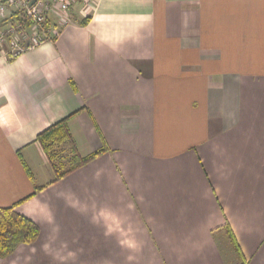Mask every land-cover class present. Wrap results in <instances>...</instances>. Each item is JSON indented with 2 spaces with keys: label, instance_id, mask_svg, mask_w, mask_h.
<instances>
[{
  "label": "crops",
  "instance_id": "1",
  "mask_svg": "<svg viewBox=\"0 0 264 264\" xmlns=\"http://www.w3.org/2000/svg\"><path fill=\"white\" fill-rule=\"evenodd\" d=\"M72 8L48 14L52 40L0 45V207L45 185L17 206L39 240L8 258L264 264V0ZM71 114L79 153L106 151L50 183L36 137Z\"/></svg>",
  "mask_w": 264,
  "mask_h": 264
},
{
  "label": "trees",
  "instance_id": "2",
  "mask_svg": "<svg viewBox=\"0 0 264 264\" xmlns=\"http://www.w3.org/2000/svg\"><path fill=\"white\" fill-rule=\"evenodd\" d=\"M8 18H10L9 20L12 22L19 21L24 27L27 28L31 25V21L26 17L24 11L22 10L12 11ZM6 20L7 18L3 20V22ZM89 20L90 17L84 18L82 24H86ZM3 22H0V25L3 24ZM47 26L48 22L45 23V28H48ZM46 31L48 32L47 29ZM72 115L73 114L55 122L40 132L36 137V141L39 142L42 149L44 150L54 172V177L50 183H54L69 175L73 171L87 165L99 154L106 151L105 149H101L86 156H82L79 153L77 141L73 136L69 126V120ZM25 167L30 178L34 180L33 173L26 165ZM44 187L45 185L35 184V190L33 194L10 206L0 207L1 259H5L13 255L20 245L35 244L39 240L41 236L40 226L31 218L20 213L17 210V206L26 199H29ZM235 245L237 251L241 253L239 251L238 244L235 243Z\"/></svg>",
  "mask_w": 264,
  "mask_h": 264
},
{
  "label": "built area",
  "instance_id": "3",
  "mask_svg": "<svg viewBox=\"0 0 264 264\" xmlns=\"http://www.w3.org/2000/svg\"><path fill=\"white\" fill-rule=\"evenodd\" d=\"M19 8L18 10L24 11L26 17L31 21V30L27 27L17 33L14 28H9L8 34L6 36L4 33L0 35V45L3 42H8L7 55L10 57H16L23 53L29 48H34L46 40H52L53 34L46 31L45 23L48 19L49 13H55L60 16L64 21L66 18L63 14L69 12V10L77 3L80 2H90L92 0H18ZM34 1L33 4L31 2ZM13 2V0H12ZM7 8L6 5L0 2V14H4ZM21 28V27H20ZM6 31V32H7ZM1 48V46H0ZM3 51V49L1 50Z\"/></svg>",
  "mask_w": 264,
  "mask_h": 264
},
{
  "label": "rangeland",
  "instance_id": "4",
  "mask_svg": "<svg viewBox=\"0 0 264 264\" xmlns=\"http://www.w3.org/2000/svg\"><path fill=\"white\" fill-rule=\"evenodd\" d=\"M0 2H2L4 4L6 3L7 5L6 4L5 5H6L7 10H10L8 13V16H7V20H6L7 22L1 21V22H3V24H1V25L4 26V30L1 32V34L4 33L6 36H9L8 31H7L9 28H14L17 33H20L24 29V26L22 25V23H20L19 21L12 22L9 20L10 18H8L12 11L18 10L19 4H20L19 1L13 0V2H12V0H3ZM5 14H3V15H5ZM31 29H32L31 27L28 28V30H31ZM258 138H259L260 142L262 144H264L263 137H258ZM68 251L71 254H75L74 249H71ZM30 252H32L31 253L32 255L29 254L28 252H25L22 256L20 254H16V256H13L12 258H7L6 261H4L1 264H43L42 263L43 258L47 257L45 255V251H42L41 249L39 250L37 248H33L32 250H30ZM101 262H102V259H101ZM100 264H105V263H100Z\"/></svg>",
  "mask_w": 264,
  "mask_h": 264
},
{
  "label": "water",
  "instance_id": "5",
  "mask_svg": "<svg viewBox=\"0 0 264 264\" xmlns=\"http://www.w3.org/2000/svg\"><path fill=\"white\" fill-rule=\"evenodd\" d=\"M33 3H34V1L31 2V4H33Z\"/></svg>",
  "mask_w": 264,
  "mask_h": 264
}]
</instances>
